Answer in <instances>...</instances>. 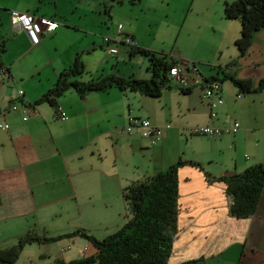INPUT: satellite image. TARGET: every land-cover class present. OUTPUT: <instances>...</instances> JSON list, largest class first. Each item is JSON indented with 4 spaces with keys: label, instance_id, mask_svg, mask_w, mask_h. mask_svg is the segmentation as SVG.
<instances>
[{
    "label": "crops",
    "instance_id": "obj_1",
    "mask_svg": "<svg viewBox=\"0 0 264 264\" xmlns=\"http://www.w3.org/2000/svg\"><path fill=\"white\" fill-rule=\"evenodd\" d=\"M111 1L0 0V44L5 43L1 65L11 71L10 80H5L0 65V122L10 125L7 130L0 129V246L16 244L20 235L29 231L41 236L64 234L49 235L45 230L41 234L42 223L57 217L68 220L80 216L77 229L65 233L81 229L96 236L100 227L103 233H112L128 219L121 193L124 186L165 170L182 157L200 163L204 170L189 164L179 168V233L169 264H187L200 257H205L207 264H264V192L253 215L235 217L230 213L233 201L226 193V183L208 181L205 173L233 175L264 163V152H259V143L264 141V90L243 94L231 81L222 82L224 102L217 107L214 119L203 96L204 81L189 93L179 85L164 89L159 100L112 87L85 96L70 89L58 98L56 107L47 102L35 104L77 56L85 64V79L114 72L125 77H151L149 65L146 69L139 67L138 72L133 67H121L122 60L126 64L134 56L127 46L121 47L118 55L107 51L102 63L105 66L91 58L107 46L105 36L117 35L120 23L122 32L135 37L140 48L155 52L131 19L132 7L117 11L122 21L107 26L108 16L111 20L115 16ZM117 1L119 6L144 2ZM12 9L33 12L59 26L51 34L42 35L38 45H32L26 32L13 26ZM136 11L137 7L133 8ZM223 18L226 27L214 46L191 42L208 56L196 58L202 59L201 74L222 78L225 70L237 78L252 80L256 86L264 77V28L254 33L249 50L241 54L236 45L241 22L232 25L239 20ZM211 53L219 58H211ZM108 54L116 61L112 62ZM185 73L193 75L192 71ZM20 89L23 96L18 94ZM13 101L21 104L19 111L10 108ZM26 107L29 111L25 120ZM58 107L68 119L58 116ZM131 117L149 118L154 125L164 127L162 141L152 144L137 127L128 131ZM234 120L241 124L234 134L210 137L188 131L193 125L211 121L228 125ZM246 147L252 150L251 156L243 154ZM64 243L72 245L55 260L69 262L94 252L88 240L78 235L64 239ZM33 244L37 243L27 244L25 249ZM48 256L51 254L40 253V257Z\"/></svg>",
    "mask_w": 264,
    "mask_h": 264
},
{
    "label": "trees",
    "instance_id": "obj_2",
    "mask_svg": "<svg viewBox=\"0 0 264 264\" xmlns=\"http://www.w3.org/2000/svg\"><path fill=\"white\" fill-rule=\"evenodd\" d=\"M224 15L228 19H236L241 22V33L236 40V45L241 54H245L252 44L254 33L264 28V0L226 1ZM57 27L49 30L48 27L45 28L42 24L40 38H42V35L51 34ZM104 38V43L107 44L105 48L110 53L109 49L115 43L112 41L107 43ZM39 43L31 44L38 45ZM4 44V41L0 44V65L2 54L5 51ZM135 54L148 57L150 78H138L134 75L125 77L114 72L85 79L84 76L87 74L85 64L77 56L75 63L60 72L55 85L35 104L47 102L56 107L58 98L70 89H75L81 96L91 92L108 91L112 87L121 90L129 89L152 97L162 96L164 89L172 87L171 83L173 81L168 73L175 61H168L145 48H138L131 52V55ZM1 67L3 70H7L6 73L3 71V74L6 75L4 76L5 80L9 81L11 77L9 66L1 65ZM211 78L219 80L221 83L229 80L239 89V93L243 94L264 90V77L258 81L256 86L253 85L252 80L237 78L225 70L222 72V78L219 76ZM181 89L186 93L190 92L189 88ZM19 91L22 92H18L19 96H23L24 90L20 89ZM14 104H18L19 111L21 106L18 101H13L10 108ZM9 128L10 125L5 129ZM128 128L129 125L127 130H133V128L131 130ZM146 139H149L152 144L162 140L161 138L158 142L153 143L150 138ZM185 164L197 166L204 170L200 163L180 157L177 162L165 170L135 179L126 185L122 190V194L129 213L128 219L120 228L105 236L104 239L97 238L81 229L58 236H41L35 231H29L20 235L16 244L8 247L0 246V264L16 262L27 244L57 241L77 235L87 239L94 252L89 256L69 262L57 259L55 264H169V257L173 252L174 243L179 233L180 193L178 172L179 168ZM205 173L208 181H223L226 183V193L233 201L230 208L231 215L239 218L248 217L257 211L264 192V163L251 165L243 172L233 175L213 176L208 172ZM1 203L2 199L0 197V205ZM187 264H207V259L200 257L188 261Z\"/></svg>",
    "mask_w": 264,
    "mask_h": 264
},
{
    "label": "rangeland",
    "instance_id": "obj_3",
    "mask_svg": "<svg viewBox=\"0 0 264 264\" xmlns=\"http://www.w3.org/2000/svg\"><path fill=\"white\" fill-rule=\"evenodd\" d=\"M225 2L226 0H144V2L137 6H130V4L119 6L118 1L114 0L111 1L110 4L114 5L112 8L115 9L113 11L115 16H113V20H111L108 16L109 24L107 26L112 27L113 24L117 25L122 21L118 18L116 14L117 11H123L125 8L129 10L132 7V13L134 15L131 19L134 20V24H136L144 33L149 44L153 46L154 51L158 56L164 57L168 61H170V58H168L169 56H173L179 61H196V66L200 67L202 59L196 58H203L202 56H205L208 59V56L204 55L202 50H197L196 47H193L191 42L195 41L199 45L207 44L208 46H214L216 39L219 38L220 34L224 33V29L226 27L225 22H227V20L223 18ZM135 7H137L136 13L133 12V8ZM114 13H112V15H114ZM239 22L240 21H235L232 25H237ZM239 25L241 24L239 23ZM105 53H107V49L97 50L96 53H93L91 58H94V62L96 60H101L102 64ZM184 54L186 56L185 58H188L189 55L194 56L195 58L189 57L188 59H185ZM111 58L112 62L117 59L113 57ZM211 58L217 59L219 58V55L217 54L213 56L211 53ZM121 63H123L121 65L122 68L133 67L138 72L139 67L141 66L146 69L149 60L146 56L135 54L131 60L126 61V64H124V60H122ZM105 65L106 64H102V66ZM86 76L87 74L84 78ZM171 84H173L172 87L178 86L177 81H173ZM151 98L159 100L161 99V96H151ZM183 139H185V136H183ZM184 141L183 146L185 145ZM250 152H252V150H248L247 147L246 150H243V154H247L248 156H251L252 153ZM259 152H264V141H260L259 143ZM79 218L80 216L68 220L65 219V217H57L54 220L49 219L43 222L39 227L42 232L40 233L44 234L46 231L49 235H57L59 232H70L77 229V227H75L76 225H80ZM84 220L85 218L83 221ZM90 220H92V218L85 223V226ZM102 230H104V228L100 227L96 233V236L100 239H104L105 235L111 232L108 231L107 233H103ZM113 232L115 231H112V233ZM64 239L53 242L43 241L41 243L28 246V248H24L19 259L12 264H40L39 261H41V264H53V262L56 261L55 256H58L57 254H60L64 250L68 251L69 247L72 245V243H64ZM41 252H47L48 254H51V256L40 257Z\"/></svg>",
    "mask_w": 264,
    "mask_h": 264
},
{
    "label": "built area",
    "instance_id": "obj_4",
    "mask_svg": "<svg viewBox=\"0 0 264 264\" xmlns=\"http://www.w3.org/2000/svg\"><path fill=\"white\" fill-rule=\"evenodd\" d=\"M11 21L14 27L23 29L30 42L32 44L39 43L40 33L42 31V24H48V29L53 30L58 26V23L43 17H38L30 11H20L17 9H12L10 11ZM123 25L120 23L118 25V33L114 37L105 36V41L107 43L113 42L114 46L110 47L109 51L111 54H118L121 45H126L130 48H137L138 42L133 36L125 35L122 33ZM5 73L7 70H3ZM192 71L193 75H187L185 72ZM171 80L177 81L183 88H191L196 86L201 82L202 74L199 67L196 66V63L191 60H180L175 65H173L168 73ZM22 93L21 91H19ZM204 98L209 102L211 108V118L214 119L217 116L216 109L217 107L224 102L222 96V85L219 81L207 80L204 87ZM12 110H18V104H14L11 107ZM28 108L26 107L25 113L28 114ZM58 116L61 119H68V115L65 111L58 107ZM24 119H28V115L24 116ZM135 127L141 129L143 137L150 138L153 143L161 140L163 136L164 127L157 126L152 123L148 118H130L129 130ZM9 127L8 122H1L0 129H5ZM241 128V124L238 120H234L232 124L228 125H215L212 121L206 124H199L189 126V133L202 134L210 137L220 136L223 134L236 133Z\"/></svg>",
    "mask_w": 264,
    "mask_h": 264
},
{
    "label": "clouds",
    "instance_id": "obj_5",
    "mask_svg": "<svg viewBox=\"0 0 264 264\" xmlns=\"http://www.w3.org/2000/svg\"><path fill=\"white\" fill-rule=\"evenodd\" d=\"M123 29V28H122ZM117 33H118V30H117ZM123 33V32H122ZM124 34V33H123ZM126 35V34H125ZM129 36H131V35H129ZM135 38V37H134ZM136 39V38H135ZM138 42V41H137ZM123 46H126V45H121L120 46V49H119V53H120V50H121V47H123ZM128 47V46H127ZM130 48V47H129ZM138 48H140L139 47V44H138V47L137 48H130L131 50L130 51H133V50H136V49H138ZM118 53V54H119ZM118 54H115V55H118ZM114 55V54H113ZM170 57H172V59L175 61V63L173 64V65H175L179 60H177V58H175V57H173V56H170ZM195 63H196V61H194ZM202 80H201V82H200V84L204 81V85H203V96H204V87H205V84H206V81L207 80H214V79H212V78H206V77H203V75H202ZM172 81H174V80H172ZM214 81H219V80H214ZM220 82V81H219ZM221 83V82H220ZM177 85H179L181 88H183L180 84H177ZM221 85H222V83H221ZM192 88V87H191ZM191 88H189V89H191ZM222 92H223V86H222ZM223 96V95H222ZM206 99V98H205ZM207 100V99H206Z\"/></svg>",
    "mask_w": 264,
    "mask_h": 264
}]
</instances>
